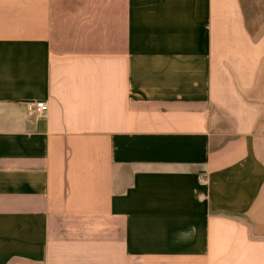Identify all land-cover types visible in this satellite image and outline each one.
Segmentation results:
<instances>
[{
  "label": "crops",
  "instance_id": "crops-1",
  "mask_svg": "<svg viewBox=\"0 0 264 264\" xmlns=\"http://www.w3.org/2000/svg\"><path fill=\"white\" fill-rule=\"evenodd\" d=\"M0 264H264V0H0Z\"/></svg>",
  "mask_w": 264,
  "mask_h": 264
},
{
  "label": "built area",
  "instance_id": "built-area-1",
  "mask_svg": "<svg viewBox=\"0 0 264 264\" xmlns=\"http://www.w3.org/2000/svg\"><path fill=\"white\" fill-rule=\"evenodd\" d=\"M29 107H30L29 111L31 112V114L37 117L44 116L48 109L47 103L42 100L31 102Z\"/></svg>",
  "mask_w": 264,
  "mask_h": 264
}]
</instances>
